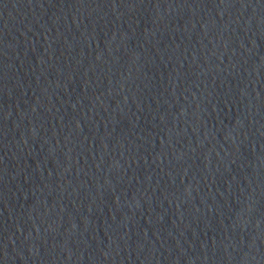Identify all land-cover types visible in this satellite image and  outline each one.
<instances>
[{"label": "water", "instance_id": "water-1", "mask_svg": "<svg viewBox=\"0 0 264 264\" xmlns=\"http://www.w3.org/2000/svg\"><path fill=\"white\" fill-rule=\"evenodd\" d=\"M264 66V0H0V264H212Z\"/></svg>", "mask_w": 264, "mask_h": 264}]
</instances>
